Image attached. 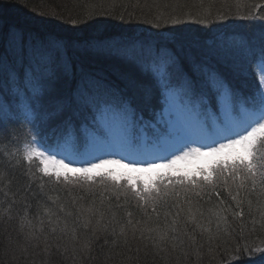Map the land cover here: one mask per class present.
<instances>
[{
	"label": "snow or ice",
	"instance_id": "6c2138e0",
	"mask_svg": "<svg viewBox=\"0 0 264 264\" xmlns=\"http://www.w3.org/2000/svg\"><path fill=\"white\" fill-rule=\"evenodd\" d=\"M117 3L113 0L111 12L89 13L71 23L97 15L105 18L97 23L109 19L123 23L127 9L120 4L117 11ZM215 4L216 0H208L207 5L199 0L200 10L193 14L181 0H174L165 17L154 2L151 7L157 13L142 20L149 26L144 30L147 35L132 36L116 47L106 44L85 49L117 60L126 71L115 78L88 71L82 64L77 67L68 43L51 35L37 32L26 37L21 29L11 28L0 37V223L6 226L5 253L11 250L15 256L18 249L19 256L27 259L31 247L39 249L41 264H61L67 249L59 242L69 231L77 240V229L88 230L99 242V233L107 234L111 227L116 244V226L120 225L119 237L133 264L140 260V246L133 247L136 241L143 243L145 264L166 257L171 264L178 250L184 259L195 256L198 261L203 245L195 242L197 229L201 236L207 233L210 243L216 241L209 252L217 264H264V240L239 242V238L247 240L246 231L256 232L257 224L264 230V23L259 25L258 39L228 34L227 23L215 28L217 36L211 43L179 35L188 22L211 31L218 21H264V12L255 13L264 6L254 3L248 11L233 14L214 13ZM182 8L187 11L177 10ZM127 14L134 17V13ZM241 72L252 77L246 89L233 84ZM153 99L162 110L146 120L141 104ZM161 123L166 126L162 134ZM149 127L174 137L176 142L169 147L176 150L155 156L138 145L137 139L146 140ZM193 136L207 143L192 146ZM42 140L50 146L44 148ZM159 146L157 140L152 148ZM98 151L106 155L97 157ZM117 151L126 152L128 162H122L123 157L108 158ZM194 159L208 163L191 171L177 167ZM49 182L82 188L76 196L71 188L67 190L75 216L66 211L67 201L49 194L56 189L46 191ZM20 197L25 216L17 213L20 227L14 243L7 225ZM86 198L87 206L77 205V200ZM33 200L44 207L51 226L47 232L43 219L38 229L26 219ZM48 201L55 208L45 207ZM133 201L142 214L135 223L127 207ZM5 203L7 208L2 207ZM58 213L73 217L71 229L67 223L60 227ZM118 213L126 215V222ZM25 224L33 230L24 234L21 247L19 233ZM104 243H108L107 236ZM91 244L83 243L81 258L85 249L90 253Z\"/></svg>",
	"mask_w": 264,
	"mask_h": 264
},
{
	"label": "trees",
	"instance_id": "16d2710c",
	"mask_svg": "<svg viewBox=\"0 0 264 264\" xmlns=\"http://www.w3.org/2000/svg\"><path fill=\"white\" fill-rule=\"evenodd\" d=\"M53 1L57 3L56 5L57 9L54 10L55 12H53V14L61 16L60 18L64 22H68L71 24V26L77 27L79 29L80 35L82 36L81 38H84L85 41H93V43L101 40L103 41V39L111 41L113 38L112 31H117L119 34L118 38L120 40L126 41L128 39V36H134L135 32L149 28V26L144 24L142 20L152 19L154 15L157 13V9L151 7V5L154 2L157 5H159V9L161 11H164L165 17L167 16L168 11H170L172 6L174 5V0H139V6H137V0H118L116 10L117 11L120 10V4H123L127 9V11L125 12V20L123 23H121L118 20H111V19L107 20L105 23H97V21L105 19L103 16L97 15L92 20H84L83 23L74 25L71 23L73 19H78L87 16L89 13H102V12L113 11V0H53ZM207 2L208 0H205V5H207ZM181 3L186 4L188 7H190L193 14H195L197 10H200L199 0H181ZM237 3L241 5L239 9H237L236 7ZM254 3H259L262 6H264V0H226V3L224 2V0H216V4L213 8V11L214 13L217 11L220 12L231 11V13L235 14V12L238 10L241 13H243L248 11V6ZM165 4H167L169 7L165 8L164 7ZM20 10H22L21 6L17 5L15 0H0V37L6 36L9 29L11 28H18L21 30H25L29 33L28 28L23 26L18 27L19 24L24 23L22 21L23 16ZM177 10L187 11V8H182ZM261 12H264V7L255 9V13L257 15H259ZM127 13H134V17H129ZM183 18L184 17H182V19ZM129 21L131 22L129 23ZM229 21H231V29L244 30L243 35H246L250 38L254 37L257 39L260 35L259 25L264 23V21H260V20H254V22L250 24L248 21H241V20H229ZM161 23L163 25V20H161ZM222 23L223 22L218 21L217 25H220ZM253 25L254 27H251ZM193 26L195 27H192V24L188 22L187 24L184 25V31L179 33V35L201 34L205 31V30H200L202 26H197V25H193ZM162 30L167 31L168 29L162 27ZM149 31L151 32L155 30L149 29ZM44 32L50 33L48 31H44ZM40 34L43 35V32H41ZM136 35L142 36L141 34H136ZM79 54L82 55V59L79 61V63H77L73 57V60L77 64V67L82 64L86 70L94 72L95 70H93V67L89 66V64L94 61L96 62L99 56L92 55L88 52H81ZM107 73L114 75L109 71H107ZM251 82H252V77L250 76L246 77L245 72H241L239 76L235 80H233L234 86L245 89L247 85L250 84ZM141 107L143 109V114L146 120L151 119L152 113L154 111L157 114H159L160 111L162 110L160 105H158L154 99L142 103ZM148 129L150 131L153 130L151 127H149ZM41 144L49 146L50 142L48 140H42ZM0 163H2V161H0ZM39 175L40 173L37 172V176ZM44 179L47 180L48 178L45 177ZM68 188H71L72 196H76L78 193L82 192L81 187H73L71 185L66 187L65 185H63V183H61L60 185H56L54 182H49L46 184V191L49 189H56L55 192H50L49 194L58 196L61 202L67 201L68 203L66 204V211L69 210L73 211V216H75V209L71 207L72 196L67 195ZM106 195L108 194L106 193ZM224 195L226 196L227 194L225 193ZM123 199L124 197L121 196V201H123ZM34 201L35 200H33L32 202ZM17 202L23 203L22 197L17 198ZM76 203L77 205L83 204L87 206L89 200L87 198L85 200H77ZM97 203H99L98 200ZM47 206H51L55 208V206L52 205L51 201L47 202V205H45V207ZM127 207L129 208V210L137 209L135 205V201H133ZM245 211H247V208H245ZM14 212H20V206L18 203H16L15 207L12 208V213ZM37 213H39V216L37 215ZM21 215L22 214L19 213V217H21ZM58 215L62 217L60 222V227H63L64 224L67 223L69 229H71L73 217H64V214L62 213H58ZM253 215H256L258 219V214L256 213L255 207L253 208ZM19 217L16 216L14 217V219H18V222L20 223ZM118 218L127 219L126 215H122L121 213H118ZM26 219L30 220L29 218ZM41 219L44 220L43 227L45 228V231L46 232L49 231L51 226L48 224V218L44 215V207H36L34 216L32 217V220L34 221L35 224L30 220L34 229H38L41 226L40 225ZM52 219H53V224H55V217H53ZM137 219L140 218L133 215V222H135ZM246 222L249 223V228H250L251 227L250 221H246ZM2 224L3 223H1L0 226ZM19 227L20 225H14L10 230H7L8 232L11 233L14 243L18 235ZM188 227L191 228L193 227V225H188ZM256 227H257V231L254 233L249 234L247 231L245 232V236L247 237V240H245L244 238H239V242L240 243L255 242L259 244L261 240H264V230L260 229L259 224H257ZM2 229L5 230L4 228ZM32 230L33 229H30L27 224L24 225L23 232L19 233V240L21 247L24 244V234ZM116 234H117L116 244L112 243L114 237L111 235V233L108 234L107 236L108 243L105 244L104 239L106 235L104 236L99 234L100 240L99 242H96L95 238L88 232V230L79 228L77 229V240H73L71 231H69V234L59 242L60 246L64 244H69V245L72 244L74 246H78L79 252L72 261L63 262L62 264H133V262L128 260L127 258L130 254L122 245L123 237H119V230L116 231ZM57 235L59 236L60 233L58 232ZM129 235L131 234L129 233ZM4 236L5 234L4 233L2 234L0 231V264H32L33 257H35V264H41V255H38L39 249H33L30 247L28 250L27 259L21 258L19 256L18 249L15 256L12 254L11 250L8 253H5L3 247ZM85 241H92L91 251L89 253L88 250L85 249L83 258H81V247ZM195 242L197 245L200 244L203 245V248L201 249L202 252L201 259L196 261L195 256H193L191 259H184L182 253H180V251L178 250L177 253H174L172 255L171 264H193V261H196V264H217V260L213 259L212 254L209 252L210 247L212 248L216 247V241H211L210 243L207 238V233H204V235L201 236L200 229H197L195 233ZM145 243H147V241H145ZM189 243L191 242L189 241ZM136 245H139L141 248V251L139 253L140 260L138 261V264H145V260H144L145 252L143 250V243H141L140 241H136V244H134L133 247H135ZM219 250L222 251V248ZM149 252H151V248L149 249ZM89 255H91L93 258L88 259ZM178 256L179 259H177ZM148 264H152V261L149 260ZM155 264H169V259L167 257L164 260L158 258L155 261Z\"/></svg>",
	"mask_w": 264,
	"mask_h": 264
},
{
	"label": "bare ground",
	"instance_id": "6f19581e",
	"mask_svg": "<svg viewBox=\"0 0 264 264\" xmlns=\"http://www.w3.org/2000/svg\"><path fill=\"white\" fill-rule=\"evenodd\" d=\"M15 1H16L17 5H20L21 9L23 10V11L22 10H20V11H21V14L23 16L22 21L24 23L19 24L18 27L23 26V27H26L29 29V33L25 30H22L25 33V36L27 37L31 33L43 32V35H51L53 37L64 40L69 45V55L72 56V58L74 57V59L77 63H79V61L82 59V55L79 53L86 52L85 49L89 48V46H92V45L103 46V45L107 44V45H111L113 47H116V46L120 45L122 42H124L123 40H120L118 38L119 34L117 31H112L113 38L111 41L106 40V39H103V41L101 40V41H97L94 43H93V41H85L84 38H81L82 36L79 33V29L77 27L71 26V24L68 22H64L60 18L61 16L55 15L57 17L56 19H49L52 15H54L53 14V12H55L54 10L57 9L56 8L57 3H55L53 0H15ZM2 17H3V15H2ZM45 20H47V22H43ZM248 22L250 24L254 21H248ZM223 23H227V25H228V27L225 29V31L228 34L236 33V34H242L243 35L244 30H233V29H231V21H227V22H223ZM197 26H199V25H197ZM217 26H219V25H212L211 27L213 30H211V31L205 30L201 34H192V35L181 34L180 36L186 40L198 41L202 44L206 43V42L211 43L217 36V32L215 31V28ZM192 27H195V26L192 25ZM251 27H253V26H251ZM44 31H48L50 33H45ZM259 33H260V31H259ZM134 34H135L134 36H140V35H136V34L147 35L148 33H146L142 29L138 32H135ZM130 37H132V36H128V38H130ZM89 66L93 67V70H95L94 72L103 74V75L108 76L110 78H115L119 73L126 71V69L117 60H115L114 58L105 57V56H101V57L99 56L97 58L96 62H91L89 64ZM107 71L113 73L114 75L107 73ZM0 198H2V197H0ZM251 199L253 200V202L255 204L256 197L253 196V197H251ZM17 203L20 206V212L12 213L13 220L7 225V230H10L14 225H20V223L18 222V219H14V217L17 216V213H21L22 214L21 217L25 216V212L23 210V203H19V202H17ZM2 207L7 208L8 207L7 203H5ZM36 207H38V205H37V202L34 201L31 203V207L27 209V217L26 218H29L33 223H34V221L32 220V217L34 216ZM245 208H247V206H245ZM130 211H133V214L135 216H137L138 218H141L142 214L139 213L138 209H130ZM123 220L126 222L127 219L124 218ZM5 227L6 226L4 224H2L0 226V231L2 234L3 233L5 234V230L2 229V228L5 229ZM119 228H120V225H118V227L116 226V231L119 230ZM109 233H111V227H109V232L107 234H105V233H99V234L104 235V236L105 235L108 236ZM118 247H120V246H118ZM61 248L67 249L66 257L62 258L61 264L63 262L72 261L75 258V256L77 255V253L79 252L78 246H74L72 244L71 245L64 244L61 246ZM74 252H75V256H73ZM137 264H138V262H137Z\"/></svg>",
	"mask_w": 264,
	"mask_h": 264
},
{
	"label": "rangeland",
	"instance_id": "374dc122",
	"mask_svg": "<svg viewBox=\"0 0 264 264\" xmlns=\"http://www.w3.org/2000/svg\"><path fill=\"white\" fill-rule=\"evenodd\" d=\"M161 126L163 125V127L166 128V126L161 123L160 124ZM200 139L199 137L197 136H193V140H198ZM175 138L174 137H171V136H163L161 142L159 143L160 146L159 147H156V148H152V147H147L150 151L154 152V154L158 155V154H162V155H165L167 154V152H170V151H173L175 150V148H172V147H169V145H173L175 144ZM165 145V146H162V145ZM116 154H119L121 157H125L124 155H128L126 152H120V151H117L115 152ZM105 153L104 152H99V153H95V155L99 156H105L104 155ZM127 157H125L124 159L127 161L128 159H126ZM91 159V158H90ZM98 162V160L96 161ZM208 161L204 160V159H194L192 161H190L189 163L187 164H184V163H181L179 164L177 167L180 168L181 170H188V171H191V170H194L195 168L201 166V165H204L206 164ZM80 163L79 162H75V166H79ZM207 165V164H206ZM205 165V166H206ZM204 166V167H205Z\"/></svg>",
	"mask_w": 264,
	"mask_h": 264
}]
</instances>
